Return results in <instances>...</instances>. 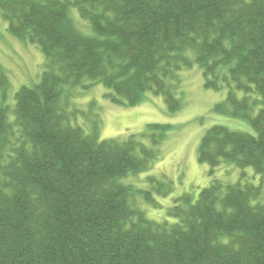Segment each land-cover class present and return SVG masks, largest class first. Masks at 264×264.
<instances>
[{"label":"trees","instance_id":"trees-1","mask_svg":"<svg viewBox=\"0 0 264 264\" xmlns=\"http://www.w3.org/2000/svg\"><path fill=\"white\" fill-rule=\"evenodd\" d=\"M0 14L12 37L44 55L40 80L14 105L0 93V264H264V205L252 204L264 185V0H0ZM193 62L207 87L228 77L232 109L215 110L254 130L212 126L199 162L249 167L261 185L213 180L157 223L120 183L154 153L133 136L99 141L72 126L62 95L89 80L114 104L136 106L151 92L174 113L181 104L167 81ZM148 129L158 144L169 127Z\"/></svg>","mask_w":264,"mask_h":264},{"label":"rangeland","instance_id":"rangeland-1","mask_svg":"<svg viewBox=\"0 0 264 264\" xmlns=\"http://www.w3.org/2000/svg\"><path fill=\"white\" fill-rule=\"evenodd\" d=\"M70 11L77 28L90 34L87 23L78 17L77 11L74 8ZM187 56L192 59L191 52ZM0 68L8 79L7 89L0 93H3L4 104L9 106L14 105V95L22 86L32 87L38 83L44 68V55L40 48L12 37L1 16ZM209 79L214 80L215 88L206 86L203 70L195 62L190 67L181 68L173 79H169L167 82L173 86L181 104L174 113L168 111L162 96L151 92L140 104L129 107L110 102L105 97L108 91L98 82L92 84L85 80L80 86L64 88L62 105L70 114L72 126L80 127L86 134L95 130L99 141H124L133 136L154 153L144 169L129 172L120 179V183L131 187L133 207L141 211L147 220L172 222L167 210L175 200L183 194H190L196 199L213 180L224 184L239 181L242 185H261L259 176L249 167L240 169L222 161L219 166L210 168L198 160L201 138L214 125L254 134L245 121L215 110L218 107L224 112L232 109L227 103V94L234 85L228 77L219 72L216 79ZM236 93L239 97L242 95L241 91ZM7 119L9 122L13 119L11 109ZM149 125L169 127L158 144L153 143L158 138V131L149 130ZM143 192L149 193L150 200ZM252 204L264 205V185Z\"/></svg>","mask_w":264,"mask_h":264}]
</instances>
